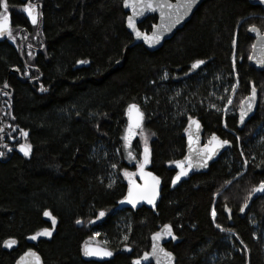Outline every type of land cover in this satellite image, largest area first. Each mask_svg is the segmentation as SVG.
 I'll return each mask as SVG.
<instances>
[{"label": "trees", "instance_id": "trees-1", "mask_svg": "<svg viewBox=\"0 0 264 264\" xmlns=\"http://www.w3.org/2000/svg\"><path fill=\"white\" fill-rule=\"evenodd\" d=\"M28 1L6 0L12 36L0 39V264H14L28 247L43 264H131L164 223L178 236L165 244L176 264H264V195L244 217L238 214L264 175V154L258 158L256 138L251 143L264 124V70L249 65L253 38L247 33L251 25L264 30V10L248 0H204L171 39L148 51L130 46L123 0H30L35 25L22 11ZM155 21L152 14L138 26L149 31ZM198 59L204 65L193 69ZM218 74L236 81L235 108L251 83L258 90L256 111L241 130L237 113L223 115L207 102V84ZM130 102L142 107L138 131L146 144L140 145L150 147V169L162 179L155 209L116 208L125 192L123 172L132 170L123 150ZM190 115L200 119L204 138L216 132L233 146L207 172L170 190L171 164L184 153ZM14 125L27 133L28 156L14 148L18 129L5 134L4 126ZM126 211L128 225L120 230ZM46 229L51 234L41 235ZM93 233L106 240L112 258L84 256ZM8 237L18 240L15 249L2 246Z\"/></svg>", "mask_w": 264, "mask_h": 264}, {"label": "water", "instance_id": "water-1", "mask_svg": "<svg viewBox=\"0 0 264 264\" xmlns=\"http://www.w3.org/2000/svg\"><path fill=\"white\" fill-rule=\"evenodd\" d=\"M204 0H197V2L193 5L190 11L187 12V14H183L182 18H180L177 22V8L182 3V0H153L154 7L157 3H162L165 5H171V8L165 7L163 10V16L161 15L160 8H156L155 11H147L143 9L141 6L137 5L136 11L142 12L141 15L134 16L133 22L136 25V30H138L141 33L140 37H137L135 35V32L133 29L128 27V18L129 16H133V8L131 6L125 7L124 0L122 2V8L125 12H127V15L125 17V27L127 31L132 35V42L130 46H133L135 44H142L143 47L148 51H155L159 49L165 41L171 39L176 32L183 28V25L188 22V20L192 17L200 3ZM253 5H258L261 7L262 10H264V3H261L260 0H248ZM31 5L30 0L27 2ZM35 6V14H36V5ZM182 11V10H181ZM155 14L156 15V21L152 24L149 31H143L139 28V23L142 22L145 18L148 16ZM9 17L10 22V28L12 26L11 19L9 13L6 14ZM255 28L256 31H253L252 29ZM28 33V32H27ZM247 33L249 36L253 38V44L251 48V52L249 54V57H253V59H249L248 62L249 65L257 69L259 71L264 70V31H262L258 26L251 25L247 28ZM158 35L160 38L158 41H153L151 38L153 36ZM7 34L0 36V39H6ZM20 36V33H19ZM145 36L149 37V40H145ZM255 45V48L253 47ZM41 49L35 48V51L38 52ZM197 61H203L202 64H200L198 67H201L204 65V60H195L192 62L195 63ZM191 64V65H192ZM197 67V68H198ZM13 71L19 72L18 68L15 67L12 69ZM22 81H27L24 78H21ZM29 80V79H28ZM7 88V82L4 84ZM253 89H255V93L253 94ZM244 103L240 104L238 114H237V120H236V126L238 130L243 129L245 123L250 119V117L255 113L257 105H258V90L256 86L251 83L250 91L249 93L243 98ZM135 104L137 105L140 113L143 114L142 120H141V127L144 123V112L142 110L141 105L138 102H130L126 108H125V118L127 125H129V113L128 108L129 105ZM251 104V109H248V105ZM246 111V115L243 118V121L241 120V112ZM132 118H135V112L132 113ZM197 123L199 127H197ZM187 127L184 131V137H185V146H184V153L181 157L176 158L172 161L171 167L174 169V174L170 179L169 183V189L173 190L177 188L183 181L189 179L192 175L198 174V173H204L207 172L210 165L217 161L222 154L228 150L231 149L233 146V143L230 139L222 138L220 135H218L216 132H212L209 134L207 140L204 141L203 134H204V128L200 120L192 116L187 120L186 123ZM140 127V128H141ZM6 129L5 134L11 135L15 129H18L21 133V141L14 147L19 153L24 155L20 150V145H28V143L25 140V135L23 133V129H19L17 125H14L10 130L4 126ZM140 128H137L135 130H138ZM215 135V137L218 138V141H228L227 144H224L222 147H216L217 141H213L212 137ZM191 141V142H190ZM145 148L148 149V163L144 164L145 159ZM211 148L213 151L209 152L208 149ZM150 162H151V150L150 147L145 145L142 148V159L140 164L137 166L136 171L132 173H128L127 176H125L126 181V189L124 192V195L119 200L117 204V208H139L142 206H146L152 209H155L160 201L161 198V191H162V179L161 177L155 173L153 170L150 169ZM180 162L181 166L187 169V175L181 176L179 180L176 181L175 184H173V180L176 178V176L180 173L181 168L177 166V163ZM191 163L192 167H189V164ZM143 164V173L141 174L140 171V165ZM203 165V166H201ZM148 173H151L152 176L157 177L159 179V183L155 185L154 189V199L152 203H148L147 198H141V197H147L153 195V189H152V180L151 177L147 176ZM130 181L131 186L134 188V191L137 195V203L135 206L127 202V197L129 194V187H130ZM264 182V179L261 181ZM261 182L257 183L254 188H257ZM147 185V187H146ZM253 189L251 191V196L248 197L246 202L241 206V208H244V211L241 212V208L238 212L239 216L242 218L244 217L253 200L258 198L261 195H264L262 192H253ZM231 216V213H229V217ZM80 224V223H79ZM55 225V224H53ZM169 225L171 226L172 234L169 235H161V237L157 240H153V235L155 233H163L164 232V226ZM39 236V235H37ZM172 237H175L173 239ZM150 247L148 250L143 251L140 255L134 257L131 259V264H134L135 261H140V264H176V256L174 252L166 248L165 244L169 241L176 242L178 240V236L176 235L174 228L169 223H164L162 226H160L156 231L152 232L150 234ZM14 240L15 243L11 247L5 246V241ZM88 246L89 248H99L102 250H106L112 253L111 256L107 257H98V256H86L88 259H94V260H108L113 257L114 251L104 245L96 244V243H86L83 246V254L85 246ZM155 245V251L154 246ZM2 246L7 250L15 249L18 246V240L15 237H8L2 242ZM148 254V259L145 260L144 256L145 254ZM170 254V255H166ZM14 264H43V259L40 253L33 247L26 248L23 252H21L17 258L14 261Z\"/></svg>", "mask_w": 264, "mask_h": 264}, {"label": "snow or ice", "instance_id": "snow-or-ice-1", "mask_svg": "<svg viewBox=\"0 0 264 264\" xmlns=\"http://www.w3.org/2000/svg\"><path fill=\"white\" fill-rule=\"evenodd\" d=\"M197 2V0H182V3L178 6L177 8V22L180 18H182L183 14H187L188 11L191 10V8L193 7V5ZM261 3H264V0H260ZM124 4L125 7H129L131 6L133 8V16H129L128 18V27L133 29V31L135 32V35L137 37L141 36V33L136 30V25L133 22V18L134 16H138L141 15L142 12H138L136 11V7L137 5L141 6L143 9L147 10V11H155L156 8H160L161 10V15L163 16V10L165 7L171 8V5H165L162 3H157L156 6L154 7L153 5V0H124ZM0 7H2L4 9V13L5 14H0V36H3L5 34H7L10 38L12 36V33L10 31V22H9V17L6 15L7 11H8V5L5 2V0H0ZM182 10V11H181ZM23 12H25L28 16V18L31 20V23L33 25H35L37 23V14H35V6L34 5H29L26 6L23 10ZM253 31H256L255 28L252 29ZM145 40H149L150 38L145 36L144 37ZM159 36H153L151 38V40L153 41H158L159 40ZM255 48V45L253 46ZM249 59H253V57H249ZM203 61H197L195 63L192 64V68L195 69L197 68L200 64H202ZM7 86V85H6ZM43 90V89H42ZM255 93V89H253V94ZM229 103H231V100H229ZM242 104L244 103V101L241 102ZM248 109H251V104L248 105ZM135 112V118H132V113ZM128 113H129V125L128 128L126 129V135L123 137V139L126 141V146H127V142L130 140L131 136L135 135V129L140 128L141 127V120H142V116L143 114L140 113L137 105L135 104H131L129 105L128 108ZM246 115V111H242L241 112V120L243 121L244 116ZM197 127H199L198 123H197ZM25 136L27 135V133H23ZM213 141H217L216 147H222L224 144H227L228 141H218V138L215 137V135H213L212 137ZM191 142V141H190ZM6 147V145H5ZM19 150L25 155L28 156L30 151H31V146L30 145H20ZM209 152L213 151V149L209 148L208 149ZM4 155V153L0 152V156ZM129 155H131V153H129ZM148 163V149L145 148V159H144V164ZM177 166L181 168L180 173L176 176V178L173 180V184L176 183L177 180L180 179L181 176H185L187 175V169H185L184 167L181 166L180 162L177 163ZM203 166V165H201ZM115 167V166H114ZM189 167H192L191 163L189 164ZM140 171L141 174L144 175L143 173V164L140 165ZM125 175L127 176L128 174L125 173ZM147 176L151 177L152 180V189H153V195L152 196H147V197H141V198H147L148 203H152L153 199H154V189H155V185L159 183V179L157 177L152 176L151 173H148ZM147 187V185H146ZM253 192H262L264 193V182H261V184L257 187L253 189ZM249 196H251V193L249 194ZM127 202L132 204L133 206L136 205L137 203V195L134 191V188L131 186V181H130V187H129V194L127 197ZM244 211V208H241V212ZM105 213L101 212L100 216H103ZM45 216H49L50 213L49 212H45L44 213ZM213 216H215V211H213ZM77 223H80V221H77ZM53 224H55V219L53 218ZM217 227H220L219 225H217ZM41 235H50L51 233L46 229L44 230L42 233H40ZM172 234V230H171V226L169 225H165L164 226V232L163 233H155L153 235V240H157L161 237V235H169L171 236ZM173 239H175V237H172ZM32 239H36L35 236L32 237ZM15 243L14 240H9V241H5V246L7 247H11L13 244ZM154 247V251H155V245ZM84 255L86 256H98V257H107V256H111L112 253L106 250H102L99 248H89L87 245L85 246L84 249ZM166 255H170L167 254ZM144 259L147 260L148 259V254L146 253L144 256ZM134 264H140V261H135Z\"/></svg>", "mask_w": 264, "mask_h": 264}, {"label": "rangeland", "instance_id": "rangeland-1", "mask_svg": "<svg viewBox=\"0 0 264 264\" xmlns=\"http://www.w3.org/2000/svg\"><path fill=\"white\" fill-rule=\"evenodd\" d=\"M193 71L194 70H191L190 72L193 73ZM207 85H208V89H207L208 95H210L209 96L210 99L207 102L208 104L211 105L212 108H217V109L221 108L223 115L238 113L240 105L237 108L233 106V93L236 88V81L234 83L230 82L228 80V75L218 74L217 77L214 79V81H212L210 78L209 83ZM175 92H176L175 95H178L179 97L183 96L181 91L178 92V90H175ZM229 100H231V103H229ZM133 138L134 141L137 143L135 144L132 143ZM255 138L256 140L253 145L255 148L257 147L258 149H260L259 153L257 154L259 158L261 154H264V124L258 125L257 130L255 131V133H253L251 143H253ZM141 143L146 144L144 130L141 131L135 130V135H133L132 138H130V140L127 142V146H124L123 148L124 152L127 155L129 164L132 165V170L136 169V167L141 162L142 148L144 147V145H140ZM100 151H101L100 147H98L97 150H95L96 153H99ZM129 153H131V155H129ZM257 156L254 154L253 158L256 159ZM130 170L131 169H127V171L124 172V174ZM110 178L111 180H115L117 178V174L114 171H111ZM128 216H129L128 211H126L125 214L119 215L118 226L120 227V230H124L127 228L128 219H129ZM249 218H252V216H249ZM261 234L264 244V228L261 230ZM96 235L97 233H93V236L90 237L87 240V242L105 245L106 240L96 238Z\"/></svg>", "mask_w": 264, "mask_h": 264}, {"label": "flooded vegetation", "instance_id": "flooded-vegetation-1", "mask_svg": "<svg viewBox=\"0 0 264 264\" xmlns=\"http://www.w3.org/2000/svg\"><path fill=\"white\" fill-rule=\"evenodd\" d=\"M191 116H195V117H197L196 115H191ZM191 116H190V117H191ZM197 118H198V117H197ZM198 119H199V118H198ZM187 120H188V119H187ZM199 120H200V119H199ZM186 122H187V121H186ZM200 122H201V121H200ZM204 131H205V130H204ZM211 133H212V132H211ZM183 137H184V134H183ZM184 146H185V137H184ZM183 150H184V148H183ZM182 155H183V154H182ZM182 155H181V156H182ZM181 156H180V157H181ZM172 169H173V168H172ZM126 171H127V169H126L124 172H126ZM135 171H136V169H134V170H130V171L127 172V174H128V173L135 172ZM173 171H174V169H173ZM124 172H123L122 177H123V181H124V183H125V189H126V181H125V176H126V175L124 174ZM173 174H174V172H173ZM173 174H172V176H173ZM172 176H171V177H172ZM170 179H171V178H170ZM263 179H264V175H263V177L261 178V180H260L259 182H261ZM187 180H188V179H187ZM185 181H186V180H185ZM259 182H257V183H259ZM169 183H170V181H169ZM255 185H256V184H255ZM255 185H254V186H255ZM123 195H124V194H123ZM123 195H122V196H123ZM122 196H121V198H122ZM261 196H262V195H261ZM259 197H260V196H259ZM121 198H120V199H121ZM120 199H119V200H120ZM119 200H118V202H119ZM117 204H118V203H117ZM225 207H226L225 210H228L227 206H225ZM116 208H117V206H116ZM117 209L120 210V209H122V208H117ZM239 210H240V209H239ZM231 212H232V211H229V213H231ZM238 212H239V211H238ZM229 213H228V217H229ZM247 213H248V212H247ZM231 216H232V213H231ZM231 216H230V217H231Z\"/></svg>", "mask_w": 264, "mask_h": 264}, {"label": "bare ground", "instance_id": "bare-ground-1", "mask_svg": "<svg viewBox=\"0 0 264 264\" xmlns=\"http://www.w3.org/2000/svg\"><path fill=\"white\" fill-rule=\"evenodd\" d=\"M202 2H203V1H202ZM202 2H201V3H202ZM201 3H200V4H201ZM188 21H189V20H188ZM184 25H185V24H184ZM184 25H183V27H184ZM173 53H174V52H173ZM40 77H41V76H40ZM37 78H38V77H37Z\"/></svg>", "mask_w": 264, "mask_h": 264}]
</instances>
